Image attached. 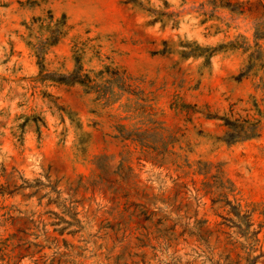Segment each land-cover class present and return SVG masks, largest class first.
<instances>
[{"label": "rangeland", "instance_id": "obj_1", "mask_svg": "<svg viewBox=\"0 0 264 264\" xmlns=\"http://www.w3.org/2000/svg\"><path fill=\"white\" fill-rule=\"evenodd\" d=\"M0 264H264V0H0Z\"/></svg>", "mask_w": 264, "mask_h": 264}, {"label": "trees", "instance_id": "obj_2", "mask_svg": "<svg viewBox=\"0 0 264 264\" xmlns=\"http://www.w3.org/2000/svg\"><path fill=\"white\" fill-rule=\"evenodd\" d=\"M78 60H79V57L77 56V61ZM53 78L56 79L57 81L68 83V84L82 83L83 85H88L87 83L89 79V74L82 73L81 67L77 65V68L71 73L54 75Z\"/></svg>", "mask_w": 264, "mask_h": 264}]
</instances>
